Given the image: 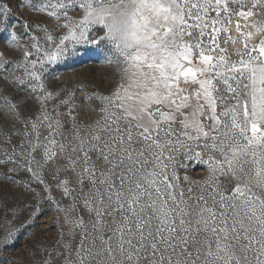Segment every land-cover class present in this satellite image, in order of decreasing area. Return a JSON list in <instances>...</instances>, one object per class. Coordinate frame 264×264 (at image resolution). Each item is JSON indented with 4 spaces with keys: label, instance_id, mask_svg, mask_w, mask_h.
<instances>
[{
    "label": "snow or ice",
    "instance_id": "obj_1",
    "mask_svg": "<svg viewBox=\"0 0 264 264\" xmlns=\"http://www.w3.org/2000/svg\"><path fill=\"white\" fill-rule=\"evenodd\" d=\"M0 5V33L17 50L5 27L15 10ZM20 7L48 26L29 36L18 61L0 52V77L22 71L12 86L34 105L25 114L27 103L0 88V170L31 194L30 219L46 199H36L37 187L60 192L50 202L66 228L39 264H264V0ZM94 30L103 32L95 44L108 47L117 79L99 97L96 121L82 127L75 94L49 92L41 69L65 59L69 45H87ZM188 153L207 166L198 190L187 178L181 187L177 174ZM3 227L8 242L12 229Z\"/></svg>",
    "mask_w": 264,
    "mask_h": 264
},
{
    "label": "rangeland",
    "instance_id": "obj_2",
    "mask_svg": "<svg viewBox=\"0 0 264 264\" xmlns=\"http://www.w3.org/2000/svg\"><path fill=\"white\" fill-rule=\"evenodd\" d=\"M4 4L10 5L15 10L12 16L5 21V27L16 33L19 41L18 49H25L26 45L32 43L29 36H36L48 25L42 22L43 18L40 15L26 11L24 7L17 9L20 0H4ZM24 25H32V27L26 31ZM94 31L95 35L89 34L87 45L82 44L76 48L69 45L65 59L41 69L44 87L49 92L65 99L69 98V94H75L73 98L76 107L73 115L82 127L96 121L102 107L99 97L109 95L115 88L117 79L113 66L109 63L108 47L103 41L100 45L95 44V40L99 39L103 32ZM232 35L235 37L234 31ZM8 40V31L0 33V52L6 60L18 61L22 53L18 49H11ZM235 47L240 48L241 46L236 45ZM229 48L231 50L232 46ZM14 67L15 64H13ZM22 75V71H17L14 76L12 70L9 69L7 82H5L6 78L0 77V88L3 89V94L7 99L11 100L14 97L20 104L27 103L25 112L27 114L34 108L29 93L23 88L12 86L13 80ZM25 97L28 99L26 100ZM87 97L94 99L89 100ZM180 159L185 165L183 168H178L177 173L182 178L181 187L189 186L183 179L187 178L194 190H198L200 187L198 182L203 181L208 175L207 166L197 164L192 153H188L187 158L181 156ZM204 159L207 160V155ZM19 179L25 184L29 181L27 175H22ZM37 193V200H40L41 195L46 199L41 201L42 211L35 215L34 219H30L34 216L32 208L35 206L31 194H26L23 189L10 184L5 172L0 170V232L7 230L3 225L12 229L8 242L0 239V264H39L42 253L55 246L60 238L61 229L66 228L63 217L58 212L57 204L50 202L59 200L60 192L57 190L51 193H40L37 187Z\"/></svg>",
    "mask_w": 264,
    "mask_h": 264
}]
</instances>
